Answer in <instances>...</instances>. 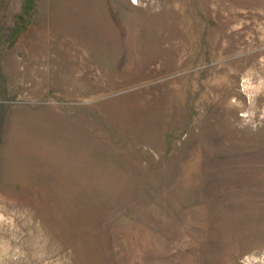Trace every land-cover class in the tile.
<instances>
[{"label": "rangeland", "instance_id": "1", "mask_svg": "<svg viewBox=\"0 0 264 264\" xmlns=\"http://www.w3.org/2000/svg\"><path fill=\"white\" fill-rule=\"evenodd\" d=\"M0 264H264V0H0Z\"/></svg>", "mask_w": 264, "mask_h": 264}]
</instances>
